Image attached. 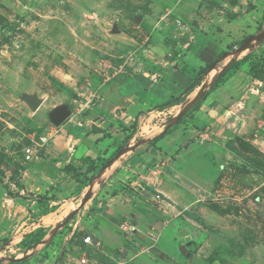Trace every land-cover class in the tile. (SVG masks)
Returning a JSON list of instances; mask_svg holds the SVG:
<instances>
[{
	"label": "rangeland",
	"instance_id": "obj_1",
	"mask_svg": "<svg viewBox=\"0 0 264 264\" xmlns=\"http://www.w3.org/2000/svg\"><path fill=\"white\" fill-rule=\"evenodd\" d=\"M114 25L119 32L110 31ZM263 29L264 0H0V257L25 255L78 184L62 174L65 188L55 194L35 166L47 164L42 138L54 109L67 105L74 115L84 105L96 114L94 91L115 74L155 70L157 59L181 56L179 49L218 43L228 55L204 84L230 59L250 53L246 70L259 84L244 90L252 104L254 94L264 93V40L237 51ZM29 95L42 100L35 110ZM179 108L146 112L136 138L160 133ZM227 121L221 117L201 140L185 145L177 185L191 218L179 215L168 233L122 264H264V121ZM50 173L53 180L61 172Z\"/></svg>",
	"mask_w": 264,
	"mask_h": 264
},
{
	"label": "crops",
	"instance_id": "obj_2",
	"mask_svg": "<svg viewBox=\"0 0 264 264\" xmlns=\"http://www.w3.org/2000/svg\"><path fill=\"white\" fill-rule=\"evenodd\" d=\"M213 45L206 48L200 44L196 52L179 49L181 56L157 59L155 70L139 69L129 76L115 74L110 82L94 91L97 109L90 110L96 114L90 115L88 109L83 111V105L72 115L65 105L61 107L68 111V116L55 124L51 117L57 108L52 111L49 132L42 138L49 166L40 160L35 166L46 176L53 193L65 188L59 182L65 180L59 177L62 174L78 184L72 192L67 190L70 197L50 212L52 224L43 229L48 233L38 243L31 242V249L25 247L26 251L21 252L25 255L0 257V264H79L83 256L88 264L125 263L139 250L151 246L159 235L169 232L171 223L179 215H185L186 210L177 174L186 159L187 141L193 137L201 140L221 117L230 126L236 117L250 125L264 121V93L252 94L251 104L248 91L244 92L245 88L258 90L259 85L258 79L247 73V59L225 76L199 107L188 113V118L185 115L154 144L147 142L152 137L136 138L137 120L146 112L161 113L175 107L180 110L187 97L204 84L206 75L184 100L159 109L163 102L182 96L184 88L195 78L196 68L209 63L223 50L220 43L216 48ZM123 148L128 150L117 156ZM51 164L61 172L53 180L50 172L55 170ZM80 171L87 177L86 183L79 180ZM87 192L88 200L79 207ZM156 192L161 199L154 198ZM73 210H76L73 217L59 228L57 224ZM55 225L58 228L54 236L51 229ZM85 235L91 236L92 243L83 242ZM74 240L77 243L72 244L71 250L69 243ZM11 258L19 261L13 262Z\"/></svg>",
	"mask_w": 264,
	"mask_h": 264
},
{
	"label": "trees",
	"instance_id": "obj_3",
	"mask_svg": "<svg viewBox=\"0 0 264 264\" xmlns=\"http://www.w3.org/2000/svg\"><path fill=\"white\" fill-rule=\"evenodd\" d=\"M246 39V38H245ZM245 39L242 40V42L245 41ZM228 52L227 51H221L217 54V56L210 61L209 63H206L204 66H199L198 68H196V76L195 78L190 82V84L188 86H186L184 88V90L182 91L181 95L182 96H177L174 97L171 100H168L166 102H163L162 105H160L159 109H163L165 107H168L170 105H173L174 103H178L182 100H184L186 98V96L193 91L196 87L200 86L201 81L204 79V76L206 74L209 73V68L210 66H213V69L216 67L218 61L220 59H222L225 55H227ZM250 53H247L246 55L243 56V58H241L240 60H236L235 58L230 59L226 65H223V67L221 68L220 71H218L214 77L210 80V82L208 84H205V88L200 92L198 99L192 104V106L184 113V115L178 119V121L175 124H178L181 119L187 115L189 112H191L192 110H195L199 107V105L201 104L202 100L209 94V92L214 89L217 85H219L220 82H222L225 78L226 75L231 74L233 69H237L238 65L242 62H244L245 60L249 59ZM174 67L177 68L178 65L177 63L174 64ZM134 126V124H133ZM170 127H168L167 125L164 126L163 130L154 135L152 138L148 139L147 142L150 144H154L156 140L160 139L163 135H165L167 133V131L169 130ZM128 136H131V133L128 134ZM121 148V146L119 147V149ZM118 149V150H119ZM103 165V164H102ZM76 213V210L71 211L66 217L63 218L61 224L65 225L70 219L71 217H73V215ZM184 214L187 215L188 217H190V214L187 210H184ZM191 218V217H190ZM61 224H57L58 226ZM34 235V234H33ZM41 239V235H39V233H37V235H34L33 240L26 245L27 249H31L33 247V245L31 244V242L33 243H38ZM23 259V257L21 258V260ZM13 262L19 261V260H14V259H10Z\"/></svg>",
	"mask_w": 264,
	"mask_h": 264
},
{
	"label": "water",
	"instance_id": "obj_4",
	"mask_svg": "<svg viewBox=\"0 0 264 264\" xmlns=\"http://www.w3.org/2000/svg\"><path fill=\"white\" fill-rule=\"evenodd\" d=\"M112 33H116L119 32V29L114 25L111 30ZM251 40H254L256 42H262L264 40V29L260 32H258L256 35L251 36L250 38H248L247 40H245L239 47H238V53L241 52L242 50H244L245 48H248L249 46H247V43H250ZM228 55V54H227ZM227 64V63H226ZM224 64V65H226ZM213 69V66H210L209 68V72ZM221 70V69H220ZM206 84V83H205ZM205 84H202L198 90L196 91V93L194 94V96L188 100V102L181 107V109L177 112V114H175L174 116L170 117L168 119V121L166 122V125L168 127L173 126L179 118H181L184 113L192 106V104L198 99L200 92L205 88ZM208 84V83H207ZM26 100L28 101V104L31 106V108L33 110L37 109L38 106L41 103V99L37 98L34 95H29L27 96ZM68 116V111L61 107V108H57L51 119L55 124H60L66 117ZM140 141L137 142V144H139ZM128 148H123L121 149L118 153L117 156H119L120 154L124 153L125 151H127ZM90 194L89 192H87L84 197L82 198L79 207H81L89 198ZM58 228V226L54 229V231H56V229ZM53 233V232H52Z\"/></svg>",
	"mask_w": 264,
	"mask_h": 264
},
{
	"label": "built area",
	"instance_id": "obj_5",
	"mask_svg": "<svg viewBox=\"0 0 264 264\" xmlns=\"http://www.w3.org/2000/svg\"><path fill=\"white\" fill-rule=\"evenodd\" d=\"M24 155L26 157V159H30L31 158V148L30 147H27L25 150H24ZM154 198L155 199H161V194L159 192H156L154 194ZM83 242L84 243H92V240H91V236L90 235H85L83 238H82ZM122 262H118V264H121ZM79 264H88V259L83 256L79 259Z\"/></svg>",
	"mask_w": 264,
	"mask_h": 264
}]
</instances>
